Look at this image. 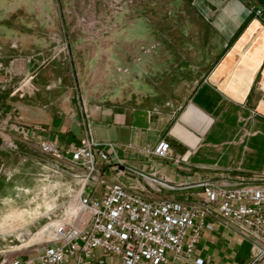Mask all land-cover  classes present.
<instances>
[{
  "label": "rangeland",
  "instance_id": "374dc122",
  "mask_svg": "<svg viewBox=\"0 0 264 264\" xmlns=\"http://www.w3.org/2000/svg\"><path fill=\"white\" fill-rule=\"evenodd\" d=\"M223 1L0 0V179L11 178L0 181V264L36 255L59 222L87 219L77 203L83 171L44 154L42 142L58 144L39 134L33 162L19 165L11 125L44 133L70 97L150 106L190 93L227 43L214 19ZM51 101L57 110L45 114ZM14 184L19 194L6 196Z\"/></svg>",
  "mask_w": 264,
  "mask_h": 264
},
{
  "label": "crops",
  "instance_id": "0c3cea01",
  "mask_svg": "<svg viewBox=\"0 0 264 264\" xmlns=\"http://www.w3.org/2000/svg\"><path fill=\"white\" fill-rule=\"evenodd\" d=\"M256 1L220 2L214 19L223 26L227 43L216 62L209 59V70L203 79L193 82L196 86L190 93L179 95L172 103L159 101L150 106L141 102L79 103L74 97L67 98L68 103L59 107V119L47 124L44 133L11 125L10 130L18 133L17 163L33 162L38 148L31 140L36 134L56 141L61 149L72 150L89 132L101 146L110 143L115 147L117 158L110 155L103 165V178L120 182L147 202L167 198L188 203L201 192L198 184L203 181L264 188V15L249 16L246 9L247 3H253L264 10L261 1ZM42 109L51 115L57 107L51 101ZM19 129L27 132L25 137ZM160 140L171 146L165 159L147 152ZM28 176L22 174L21 179L29 181ZM149 177L167 180L172 188L151 183ZM10 180L0 179L2 183ZM18 186L14 184L6 196H17ZM193 257L207 264H248L250 243L235 229L217 223L201 234ZM34 258L35 254L19 257L22 261ZM167 260L168 264H192L172 253ZM66 264L122 263L115 255L95 250L88 260L81 258L78 263L74 257Z\"/></svg>",
  "mask_w": 264,
  "mask_h": 264
},
{
  "label": "built area",
  "instance_id": "2783aa9c",
  "mask_svg": "<svg viewBox=\"0 0 264 264\" xmlns=\"http://www.w3.org/2000/svg\"><path fill=\"white\" fill-rule=\"evenodd\" d=\"M40 150L61 165L68 163L71 169L83 171L82 176H75L80 183L77 203L87 219L75 225L59 222L32 261L15 258L10 264H66L74 257L80 263L81 258L90 259L95 250L119 257L122 264H168V253L192 264H207L193 257L194 247L201 234L213 230L217 223L235 229L250 243L248 264H264V188L203 181L198 184L201 192L188 203L167 198L147 202L120 182L103 178V165L111 154L117 158L115 147L110 143L101 146L89 132L72 150L48 141L40 144ZM147 152L165 159L171 146L160 140ZM117 164L122 163L117 160ZM147 179L172 188L164 179Z\"/></svg>",
  "mask_w": 264,
  "mask_h": 264
},
{
  "label": "bare ground",
  "instance_id": "6f19581e",
  "mask_svg": "<svg viewBox=\"0 0 264 264\" xmlns=\"http://www.w3.org/2000/svg\"><path fill=\"white\" fill-rule=\"evenodd\" d=\"M52 235V234H51Z\"/></svg>",
  "mask_w": 264,
  "mask_h": 264
}]
</instances>
